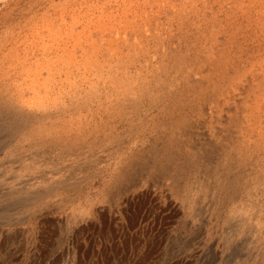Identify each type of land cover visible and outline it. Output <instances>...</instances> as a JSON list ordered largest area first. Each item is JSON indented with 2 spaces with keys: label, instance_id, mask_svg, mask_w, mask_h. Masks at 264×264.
Segmentation results:
<instances>
[{
  "label": "rangeland",
  "instance_id": "rangeland-1",
  "mask_svg": "<svg viewBox=\"0 0 264 264\" xmlns=\"http://www.w3.org/2000/svg\"><path fill=\"white\" fill-rule=\"evenodd\" d=\"M262 19L0 0V264H264Z\"/></svg>",
  "mask_w": 264,
  "mask_h": 264
},
{
  "label": "bare ground",
  "instance_id": "bare-ground-1",
  "mask_svg": "<svg viewBox=\"0 0 264 264\" xmlns=\"http://www.w3.org/2000/svg\"><path fill=\"white\" fill-rule=\"evenodd\" d=\"M199 1V0H198ZM249 1V0H248ZM178 2H179V0H178ZM182 3V2H181ZM187 3V2H186ZM189 3H190V1H189ZM167 4V3H166ZM183 4V3H182ZM180 5V4H179ZM263 5V4H262ZM159 6V5H158ZM241 6V5H240ZM159 8V7H158ZM170 8V7H169ZM173 9H170V11H172ZM238 10V9H237ZM173 11H175V10H173ZM245 11V10H244ZM261 11V10H260ZM181 12V11H180ZM162 14H164V12L162 13ZM168 14H170V13H168ZM168 14H167V16H168ZM173 14V13H172ZM171 14V15H172ZM127 15V14H126ZM158 15V14H157ZM166 15V14H165ZM249 15V14H248ZM164 16V15H163ZM181 16H182V14H181ZM246 16V15H245ZM256 17V16H255ZM163 18V17H162ZM262 18V17H261ZM167 20V19H166ZM165 20V21H166ZM171 20V19H170ZM207 20V19H206ZM259 20V19H258ZM262 20H264V19H262ZM155 21V20H154ZM163 21V20H162ZM157 22V21H156ZM182 22V21H181ZM157 24V23H156ZM164 24V23H163ZM167 24V23H166ZM177 24V23H176ZM233 24V23H232ZM153 25H154V23H153ZM202 25V24H201ZM253 25V24H252ZM164 26V25H163ZM199 26V25H198ZM229 28V27H228ZM163 30V29H162ZM167 30V29H166ZM170 30V29H169ZM211 30V29H210ZM165 31V30H164ZM197 31V30H196ZM212 31V30H211ZM252 32V31H251ZM262 32H264V31H262ZM177 33H178V31H177ZM238 33V32H237ZM137 34V33H136ZM141 34V33H140ZM169 34V33H168ZM189 34H190V32H189ZM199 34H200V32H199ZM217 34V33H216ZM222 34V33H221ZM143 35V34H142ZM201 35H203V34H201ZM231 35H232V33H231ZM231 35H229V36H231ZM236 35V34H235ZM141 36V35H140ZM153 36V35H152ZM199 36V35H198ZM233 36V35H232ZM237 36V35H236ZM235 36V37H236ZM146 37V36H145ZM215 37V36H214ZM224 37V36H223ZM234 37V38H235ZM240 37V36H239ZM159 38V37H158ZM196 38V37H195ZM244 38V37H243ZM249 38V37H248ZM174 39V38H173ZM244 39H246V38H244ZM149 40V39H148ZM177 40V39H176ZM188 40V39H187ZM195 40V39H194ZM207 40V39H206ZM241 40V39H240ZM155 41V40H154ZM158 41V40H157ZM197 41V40H196ZM231 41V40H230ZM244 41H247V40H244ZM207 42V41H206ZM168 43V42H167ZM234 43H236V42H234ZM250 43V42H249ZM161 44V43H160ZM238 44V43H237ZM219 45V44H218ZM231 45V44H230ZM153 46H154V44H153ZM228 46H229V44H228ZM228 46H227V48H228ZM259 46V45H258ZM140 47V46H139ZM138 47V48H139ZM246 47V46H245ZM249 47V46H248ZM147 48V47H146ZM174 48V47H173ZM211 48V47H210ZM239 48H241V46L239 47ZM164 49V48H163ZM170 49V48H169ZM189 49V48H188ZM215 49V48H214ZM245 49V48H244ZM161 50V49H160ZM159 50V51H160ZM174 50V49H173ZM237 50H238V48H237ZM240 50V49H239ZM242 50V49H241ZM246 50H248V49H246ZM232 51V50H231ZM161 52V51H160ZM166 52V51H165ZM206 52V51H205ZM208 52V51H207ZM220 52V51H219ZM170 53H172V52H170ZM175 53V52H174ZM213 53V52H212ZM224 53H226V52H224ZM241 53V52H240ZM247 53V52H246ZM258 53V52H257ZM161 54V53H160ZM222 54V53H221ZM232 54H234V53H232ZM251 54V53H250ZM260 54V53H259ZM152 55V54H151ZM163 55V54H162ZM169 55V54H168ZM210 55V54H209ZM226 55V54H225ZM170 56H171V54H170ZM222 56V55H221ZM158 57V56H157ZM166 57V56H165ZM164 57V58H165ZM187 57V56H186ZM234 57V56H233ZM264 57V56H263ZM152 58V57H151ZM163 58V57H162ZM182 58H183V56H182ZM188 58V57H187ZM200 58V57H199ZM218 58V57H217ZM225 58V57H224ZM249 58V57H248ZM159 59V58H158ZM237 59H239V58H237ZM262 59V58H261ZM149 60V59H148ZM187 60V59H186ZM211 60H212V58H211ZM222 60H223V58H222ZM230 60V59H229ZM233 60V59H232ZM151 61V60H150ZM159 61V60H158ZM215 61V60H214ZM228 61V60H227ZM234 61V60H233ZM238 61H240V59L238 60ZM160 62V61H159ZM218 62H219V60H218ZM220 62H221V60H220ZM220 62H219V66H220ZM225 62H226V60H225ZM224 62V63H225ZM242 62V61H241ZM248 62V61H247ZM162 63V62H161ZM160 63V64H161ZM207 63V62H206ZM228 63H229V61H228ZM231 63H233V62H231ZM230 63V64H231ZM250 63V62H249ZM262 63H264V62H262ZM204 64V63H203ZM211 65H213L212 63H210ZM218 64V63H217ZM233 64H235V63H233ZM138 65V64H137ZM224 65V64H223ZM206 66V65H205ZM218 66V65H217ZM184 67V66H183ZM209 67H211V66H209ZM214 67H215V65H214ZM155 68V67H154ZM181 68H182V66H181ZM200 68V67H199ZM227 68V67H226ZM232 68V67H231ZM183 69V68H182ZM212 69H214V68H212ZM210 70V69H209ZM215 71V70H214ZM264 71V70H263ZM197 72V71H196ZM211 72V71H210ZM146 73V72H145ZM152 73H154V72H152ZM204 73V72H203ZM155 74V73H154ZM215 74V73H214ZM206 75V74H205ZM223 76H225V75H223ZM191 77V76H190ZM198 77V76H197ZM196 77V78H197ZM235 77H236V75H235ZM238 77H240V76H238ZM262 79H263V77H261ZM218 79V78H217ZM220 80V79H219ZM224 80V79H223ZM203 83L205 84V82L203 81ZM232 85V84H231ZM230 85V86H231ZM252 85V84H251ZM250 85V86H251ZM172 86V85H171ZM213 86H215V85H213ZM260 86V85H259ZM200 87V86H199ZM204 87V86H203ZM202 87V88H203ZM210 87V86H209ZM252 87V86H251ZM262 88H264V87H262ZM208 89H210V88H208ZM258 89V88H257ZM256 89V90H257ZM261 89V88H260ZM212 90V89H211ZM246 90H247V88H246ZM255 90V91H256ZM203 91H205V90H203ZM214 91H216V90H214ZM248 91V90H247ZM206 92V91H205ZM204 94V93H203ZM208 94V93H207ZM246 94V93H245ZM244 94V95H245ZM254 94V93H253ZM262 94V93H261ZM241 97V96H240ZM259 97V96H258ZM262 97V96H261ZM249 98V97H248ZM260 98V97H259ZM235 99H237V98H235ZM245 99V98H244ZM261 99H259V101H260ZM236 101V100H235ZM244 101V100H243ZM251 101V100H250ZM258 101V102H259ZM262 101V100H261ZM246 102V101H245ZM257 102V101H256ZM224 103V102H223ZM241 103V102H240ZM242 103H244V102H242ZM252 103V102H251ZM263 103H264V101H263ZM239 104V103H238ZM258 104V103H257ZM206 107V106H205ZM221 107V106H220ZM256 107V106H255ZM252 108V107H251ZM226 109V108H225ZM250 109V108H249ZM229 110H231V109H229ZM227 111V110H226ZM250 111V110H249ZM248 111V112H249ZM251 111H253V109L251 110ZM216 112V111H215ZM227 112H229V111H227ZM240 112V111H239ZM247 112V111H246ZM260 112V111H259ZM230 113V112H229ZM245 112H243V114H244ZM233 115V114H232ZM243 116V115H242ZM225 117V116H224ZM224 117H223V119H224ZM215 118V117H214ZM242 118V117H241ZM222 120V119H221ZM226 120H227V118H226ZM225 120V121H226ZM231 121V120H230ZM243 121V120H242ZM258 121V120H257ZM221 123V122H220ZM224 124H225V122H224ZM238 124H239V121H238ZM236 125V124H235ZM246 125H248V124H246ZM192 127V126H191ZM232 127V126H231ZM238 127V126H237ZM237 127H236V129H237ZM247 127V126H246ZM245 127V128H246ZM253 127V126H252ZM257 128H258V126H257ZM239 132V131H238ZM264 132V131H263ZM232 132H230V134H231ZM242 133V132H241ZM248 134V133H247ZM250 134V133H249ZM234 135V134H233ZM188 139H189V143H190V145H191V147L192 148H195L196 147V144L193 142L192 144H191V139H193V137H194V135L192 134V133H188ZM232 136V135H231ZM258 136V135H257ZM260 136V135H259ZM227 138V137H226ZM225 138V139H226ZM229 138V137H228ZM230 139V138H229ZM233 139V138H232ZM206 140V143H205V145H206V147H210L211 145H213L212 144V142L211 141H209L208 139H205ZM235 140V139H234ZM263 140V139H262ZM236 141V140H235ZM226 142V141H225ZM234 142V141H233ZM262 142V141H261ZM257 144V143H256ZM248 229V228H247ZM254 229V230H253ZM253 229H250V233L249 234H251V235H253L256 231H258V229L257 228H255V227H253ZM248 233V232H247ZM258 233V232H257ZM249 234L247 235V236H249ZM255 239H256V237H255ZM256 247H257V254H259V253H261L262 252V250H259L258 248H259V245H256ZM259 250V251H258ZM245 264H252V261H251V259H247L246 261H245Z\"/></svg>",
  "mask_w": 264,
  "mask_h": 264
}]
</instances>
